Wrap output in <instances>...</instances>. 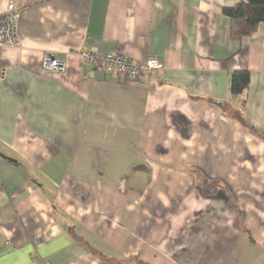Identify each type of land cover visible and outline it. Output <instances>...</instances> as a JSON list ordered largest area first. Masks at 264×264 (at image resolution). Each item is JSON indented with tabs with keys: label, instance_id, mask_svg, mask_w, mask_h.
<instances>
[{
	"label": "crops",
	"instance_id": "obj_1",
	"mask_svg": "<svg viewBox=\"0 0 264 264\" xmlns=\"http://www.w3.org/2000/svg\"><path fill=\"white\" fill-rule=\"evenodd\" d=\"M10 1L0 264H264V22L238 41L241 0ZM84 50L164 68L133 81Z\"/></svg>",
	"mask_w": 264,
	"mask_h": 264
},
{
	"label": "built area",
	"instance_id": "obj_2",
	"mask_svg": "<svg viewBox=\"0 0 264 264\" xmlns=\"http://www.w3.org/2000/svg\"><path fill=\"white\" fill-rule=\"evenodd\" d=\"M20 13L15 8L13 1L0 12V51L6 46L20 44L19 35ZM83 59L88 60L95 67L104 68L108 71H116L133 81H139L145 77L153 80L152 72L164 68V62L152 56L145 61H137L121 53H100L84 50L80 52ZM43 71H64L65 61L56 57L53 52H46L42 61ZM3 76L0 70V78ZM42 264H52L44 261Z\"/></svg>",
	"mask_w": 264,
	"mask_h": 264
},
{
	"label": "trees",
	"instance_id": "obj_3",
	"mask_svg": "<svg viewBox=\"0 0 264 264\" xmlns=\"http://www.w3.org/2000/svg\"><path fill=\"white\" fill-rule=\"evenodd\" d=\"M224 12L231 18L232 39L240 41L244 36L252 35L258 25L264 22V0H241L234 7H225ZM249 81V71H235L232 77L233 94H242Z\"/></svg>",
	"mask_w": 264,
	"mask_h": 264
}]
</instances>
